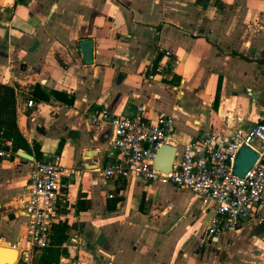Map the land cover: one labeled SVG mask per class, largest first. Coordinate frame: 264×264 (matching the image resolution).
<instances>
[{
  "label": "crops",
  "instance_id": "crops-1",
  "mask_svg": "<svg viewBox=\"0 0 264 264\" xmlns=\"http://www.w3.org/2000/svg\"><path fill=\"white\" fill-rule=\"evenodd\" d=\"M0 84L24 87L17 151L77 170L53 225L64 228L58 264H264V211L206 238L214 205L169 184L106 179L113 128L91 123L101 109L169 114L176 162L200 136L224 142L264 124V0H0ZM28 161L0 160V242L18 251Z\"/></svg>",
  "mask_w": 264,
  "mask_h": 264
},
{
  "label": "built area",
  "instance_id": "built-area-1",
  "mask_svg": "<svg viewBox=\"0 0 264 264\" xmlns=\"http://www.w3.org/2000/svg\"><path fill=\"white\" fill-rule=\"evenodd\" d=\"M33 105V100L28 98L27 107ZM91 123H109L113 128L103 176L191 190L203 205H214L206 238L259 218L264 211V124L248 130L237 129L224 142L215 135L200 136L185 145L180 160H174L172 169L165 173L154 164L159 148L170 144L174 129L171 115L160 112L151 119L142 106L129 117L114 116L101 109L91 114ZM242 146L251 148L258 157L247 173L239 177L233 164ZM17 152L12 150L10 142H3L0 160L14 158ZM28 162L24 194L18 198L27 218L25 242L15 264H32L33 253L50 246L52 226L59 219V203L65 194L64 180L77 174L76 169L61 164L59 155Z\"/></svg>",
  "mask_w": 264,
  "mask_h": 264
},
{
  "label": "trees",
  "instance_id": "trees-1",
  "mask_svg": "<svg viewBox=\"0 0 264 264\" xmlns=\"http://www.w3.org/2000/svg\"><path fill=\"white\" fill-rule=\"evenodd\" d=\"M20 89H24V87L0 84V147L3 142H10L13 151L24 149L26 144L17 124L16 91ZM64 240L63 226H53L52 242L43 253L42 264H58L59 246Z\"/></svg>",
  "mask_w": 264,
  "mask_h": 264
},
{
  "label": "water",
  "instance_id": "water-1",
  "mask_svg": "<svg viewBox=\"0 0 264 264\" xmlns=\"http://www.w3.org/2000/svg\"><path fill=\"white\" fill-rule=\"evenodd\" d=\"M175 152L176 149L172 146H161L156 156L154 164L155 168L161 172H169L173 167ZM18 156H22L23 158L32 160V157L22 150L18 151ZM257 157V153H255L251 148L242 146L233 164L234 173L239 177H243L255 163ZM19 246L20 243L17 245V247ZM15 253L17 261L19 251L14 248H10V244H8L7 242H0V264H9L10 261L15 257Z\"/></svg>",
  "mask_w": 264,
  "mask_h": 264
},
{
  "label": "rangeland",
  "instance_id": "rangeland-1",
  "mask_svg": "<svg viewBox=\"0 0 264 264\" xmlns=\"http://www.w3.org/2000/svg\"><path fill=\"white\" fill-rule=\"evenodd\" d=\"M24 239H23V243H24ZM42 255V252H34L33 256H32V261H34V264H38V260L40 258V256ZM17 260H18V257H17ZM17 262V261H16ZM15 262V263H16ZM33 264V262H32ZM60 264V263H59ZM62 264V263H61Z\"/></svg>",
  "mask_w": 264,
  "mask_h": 264
}]
</instances>
